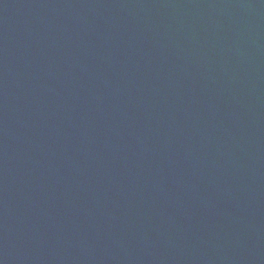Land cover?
Segmentation results:
<instances>
[{"label":"water","instance_id":"95a60500","mask_svg":"<svg viewBox=\"0 0 264 264\" xmlns=\"http://www.w3.org/2000/svg\"><path fill=\"white\" fill-rule=\"evenodd\" d=\"M0 264H264V0H0Z\"/></svg>","mask_w":264,"mask_h":264}]
</instances>
